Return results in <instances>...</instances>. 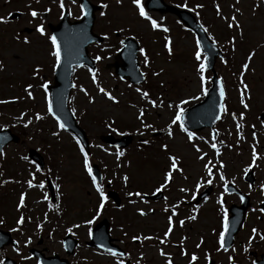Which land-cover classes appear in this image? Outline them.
Listing matches in <instances>:
<instances>
[{"label":"rangeland","instance_id":"374dc122","mask_svg":"<svg viewBox=\"0 0 264 264\" xmlns=\"http://www.w3.org/2000/svg\"><path fill=\"white\" fill-rule=\"evenodd\" d=\"M6 1L0 0L2 8L0 18L7 21L0 23V101H8V103H0V130L10 129L12 133L20 136L21 142L6 146L3 149L4 156L0 157V219L5 215L7 220L14 225L16 218L23 215L25 221L22 225L23 236L18 237L19 254L17 251L7 249L0 255V260H2L1 256L2 258L9 256L19 264H37V261L33 259H24L30 256L31 249L47 250V256L56 254L60 257H67L63 250L62 240L69 228L80 241L88 240L91 225H86L85 221L95 216L99 194L92 184L91 177L83 168V156L75 144L76 139L65 130L59 129L56 121L47 115L45 92L40 85L47 83L49 87L54 83V58L49 54L51 44L47 39L49 35L46 24L55 23V21L52 17L41 16L34 20L25 14L20 16L19 20L10 22L9 16L18 10L16 3L18 0H11L14 2L7 3V5ZM103 1H106L109 7L103 10L106 12L104 17L98 14L95 31L101 36L108 35L109 39L106 40L107 46L100 49L102 51L95 50L91 57L93 59L97 55L102 57L97 62L99 67L96 71L97 83L118 102L112 103L100 94L97 86L92 83L89 70L81 68L75 71V89L72 92L69 106L72 112L73 109L75 110L74 115L79 125L87 133L92 150V162L103 171L101 186L104 193H106L107 185H110V189L122 198L120 211L116 210L113 202L108 200L105 204L107 210L99 221L103 218L110 219L112 236L129 243V246L125 247L129 249L133 236L151 235L157 230L164 231L165 219L162 218V211L158 209H169L173 205H181L184 200H189L191 193L196 190L197 182L205 183L207 176L203 165L209 161H212V166H216V171L220 163L225 164L223 169L225 176L227 177L228 172V175L233 177L230 181L241 186L239 179L241 169L252 164V152L255 149L257 158L260 159L258 162L256 160L255 164L260 166L261 173L264 174V167L261 165L264 163L262 162V158L264 159V134L262 135L264 123H259V117L264 113V6L258 0H239V3L237 0H183L188 8H195L192 13L198 18L200 24L208 29L209 36L224 49L226 55L228 53V57L223 61L230 62V66H234L230 68L226 63L218 61L216 70L224 81L228 102L231 103L232 108L236 106L237 114L243 113L245 119L242 121L237 114L229 113L225 116L226 120L221 123L222 127L218 128V131L220 139L230 144L232 148L223 147L221 156L217 157L207 142L201 143V139L195 140L194 138L192 142H189L187 135L180 132L177 125L172 126L173 136L171 138L164 131L174 116L173 110L167 107L169 103L178 104L182 99L200 96L199 74L196 71L197 62L194 59L195 46L192 34L182 30L174 16L147 13L163 27L169 29L167 33L159 30L153 31L148 23L136 14L130 0H122L120 5L116 4V0ZM165 1L172 6V1L182 2V0ZM196 5H203V7L196 8ZM217 5L221 10L220 16L227 18L236 16L240 24L239 29L227 27L229 20L221 19L217 15ZM74 13H78L77 9H74ZM41 22L45 28V36H40L35 31L36 25ZM119 28H123L124 31H117ZM19 31L22 32V36H18ZM128 37L134 38L139 45L141 44L140 47L145 49L149 59V64L145 67L144 57L139 56L140 67L147 76V82L141 86L130 85L105 69V65L114 60L113 57L119 50L120 40ZM165 38L172 42L171 55L164 47ZM25 39L30 43H23ZM230 40H234V50L233 45L229 43ZM252 52L254 55L249 69L241 77V66ZM36 68L40 69L38 73H34ZM153 73H158V75H153ZM241 79L249 86L246 92V104L249 105V111L241 107L238 101V87L241 86ZM29 85L32 87L28 91L32 93L34 99H29L25 92ZM81 87L88 92V96L79 90ZM137 88L149 92L150 98L157 104L163 100L164 106L151 107L141 99L140 93L136 91ZM48 96L51 99L49 91ZM89 97H92L94 103L88 102ZM201 99L190 100V103L183 106L184 108L190 107ZM141 110L145 113L142 117L144 122L156 128V132L143 128L140 120L137 119ZM37 113L44 118L36 121L34 116ZM21 114H24L23 119H18ZM232 115L238 119V122H235ZM29 119L32 123L25 128L24 122ZM237 124L243 126L242 134L238 133ZM112 128L120 131L113 132ZM54 132L57 135H53ZM121 133L132 135L135 141L128 149L121 150L123 155L117 159L116 150L104 145L101 137L104 135L118 137L123 135ZM156 133H159L158 137H155ZM199 135L209 141L211 132L205 129ZM238 135L242 139H238ZM141 140L148 141V143L142 146L139 143ZM238 144L242 147L239 148ZM162 145H167V150ZM196 147L200 149L199 153L196 152ZM28 151H37L44 157L46 170L48 169L44 175L36 171L37 168L28 158L26 160L22 158L27 157ZM201 154H209V156L203 160L198 159ZM169 155L178 160V167L182 172H176L172 183L163 189L165 190L164 198L154 202L144 201L143 198L136 196L129 197L128 192L149 195L156 187L164 183V174L170 164ZM236 160H238V165H235ZM124 176L128 177L126 183L122 179ZM46 177H49L55 186L57 197L55 204L52 203L49 194L47 201L44 198L48 193L47 190L44 193L40 189L32 190L28 187L29 180L32 183L43 182L46 185ZM12 178L19 181L20 185H13L15 179ZM258 179L259 184L264 182V176L260 175ZM215 182L220 185L217 176ZM23 183L26 185L23 186ZM1 186H6V188L2 189ZM180 188L186 190L189 188V194L184 193L183 195ZM246 188L245 186V190ZM22 193L25 194L24 207L18 209L17 205ZM217 199L218 193H214L207 204H201L200 209L207 210L202 213L198 221V236L191 238V244H196L200 239L206 247L209 238L215 240L211 236V231L216 226L219 228V215H210L209 212L214 210L215 214V209H221L217 204ZM226 199L236 201L235 197L230 199L226 197ZM262 199L261 191L257 188L256 196L253 198L255 209H257L256 204ZM130 200L133 202L129 203ZM151 209H156V211L150 214ZM138 210L146 211V216H140ZM258 215L255 210H252L246 228L239 235L237 248L241 249L247 245L253 228L264 233V217L260 219ZM37 225L40 227L38 228ZM74 225H80V227H74ZM39 229L42 232L39 233L37 231ZM125 232L128 235H125ZM29 238L31 243L25 247V241ZM41 240L43 243L39 246ZM253 243V250L264 253V242L255 239ZM77 249L76 255L69 258L72 264H117L109 258L96 256L85 243ZM219 252L217 264H229L228 257H234V255H227L223 250ZM148 256L158 257L155 252ZM199 260L200 264H207L203 255ZM232 264H252V260L249 257L248 259L237 257L233 259Z\"/></svg>","mask_w":264,"mask_h":264},{"label":"snow or ice","instance_id":"6c2138e0","mask_svg":"<svg viewBox=\"0 0 264 264\" xmlns=\"http://www.w3.org/2000/svg\"><path fill=\"white\" fill-rule=\"evenodd\" d=\"M37 2H39V0H37ZM70 2L72 4H75L76 0H70ZM121 3H122V0H116V4L117 5H120ZM130 3L134 6L136 14L143 21H146L153 31L159 30V31H163L165 33H167L169 31L168 28L163 27V25L161 23H159L155 19H152L147 14V12L145 11V7L142 4V0H130ZM237 3H239V0H237ZM261 4H264V0H261ZM179 6L187 8V11H189V12H194L195 11V8H188L187 4L179 5ZM58 7L60 9L61 18H63L64 14L66 12H67V15H71V10L65 8L64 0H59ZM98 7L100 9H102L99 12V15L101 17H104L106 15V12L103 11V10L107 9L109 7V5L106 4V3H100L98 5ZM195 7L196 8H201V7H203V5H196ZM49 11H51V9H45L44 10L45 13H47ZM79 11H80L81 16H87L88 15V11L86 9V6L83 5V4L80 5ZM237 11H238V9H237ZM216 13H217L218 16H220L221 10H220L218 5L216 6ZM28 15H30L34 20L41 16V14L38 13L36 10H30ZM220 18L229 20V22L227 23V27L229 29H232V28L239 29L240 28V24L238 23L237 18H236L235 15H233L230 18L223 17V16H220ZM6 22L7 21L4 18H0V23H6ZM200 27H201V30L203 32H207L208 31V29L205 28L203 25H201ZM35 31L40 36H45V34H46L45 33V28H44V25H43L42 22L36 25ZM117 31L123 32L124 29L123 28H119ZM47 39L50 41V44H51V51H50L49 54L54 58L53 70L56 71L57 69H59V67L61 65V48H60V44L58 43L57 37L54 36V35L53 36H48ZM103 39L104 40H108L109 36L108 35H104ZM165 39H166V42H165L164 47L167 50L168 54L171 55L172 54V47H171L172 42L168 38H165ZM208 39L212 41V46L215 47L216 41L211 36H209ZM23 43L28 44V43H30V41L25 39L23 41ZM229 43L233 45V50H234V40H230ZM120 44L124 45L125 41L124 40H120ZM139 52H140V55L144 57V64H145V67H147L148 64H149V59H148V56H147V54L145 52V49L144 48H140ZM253 55H254V53H250L248 55V57L246 58V61L242 64L241 73H240L241 77H243L245 72L249 69V63L252 60V56ZM101 59H102V57L99 56V55H97L95 57V61L96 62H99ZM194 59L197 62L196 71L199 74L200 96H192V97H190V99H182L178 104L169 103L167 105V107L169 109H172L173 112H174V116L171 118L170 124H168L166 129H164V131H166V133L169 136V138H171L173 136V132H172V126L173 125H177L180 128L181 131H186L185 124H184V111L185 110H184V108L182 106L190 103V100H199V99H201L202 96H207L208 95V89L205 87V84L207 83L206 76H205V72H206V69H207L206 61H207L208 58H207V56L203 55V51H202V46H201L200 40H197L196 44H195ZM222 62L226 63V61H222ZM39 71H40L39 68L34 69V73H38ZM89 72L91 73L92 83L97 86L98 92L100 94H102L104 97H106L107 100L111 101L112 103H117L118 101L115 99L114 96H112L103 87L99 86V84L97 83V79H96V73L92 69H89ZM141 75H143V73H141ZM153 75H158V73H153ZM215 83H216L217 87L219 88V97H220L221 101H223L224 97H225V91H224L222 80L215 81ZM240 85H241V88L243 89V91L241 92V101L240 102H241V104L244 105L245 109H247L248 105L244 102V93H246L248 91V88H247V85L244 83L243 79L240 80ZM31 87L32 86L29 85L28 88L25 89V92L27 93L29 99H34L32 93L30 91H28V89L31 88ZM40 87L43 88V90L45 92V101H46L47 115L51 116L56 121V125L58 126L59 129L66 130V124L64 122H62L61 118L57 114H55L54 111H53V103H52V100L48 96V84L47 83L41 84ZM79 90L81 92H83L85 96H88V92L83 87H81ZM136 91L138 93H140L141 99L145 100L147 102V104L150 105L151 107L156 108L158 106L159 107H163L164 106V101L163 100H160L159 104H157V102L155 100L151 99L150 95H149V92L141 91L139 88H137ZM88 102L89 103H94V100L92 99V97H89ZM0 103H8V101H0ZM218 107H219L221 112H226V108H225V104L224 103H220L218 105ZM74 113H75V110L73 109V114ZM144 114H145L144 111L141 110L139 112V115L137 116V119L140 120V123L143 126V128L151 129L152 132H156L157 131L156 128H154L151 124H147V123L144 122V120L142 119ZM23 115L24 114H21V117H19L18 119H23ZM43 118L44 117L41 116L39 113L35 114V116H34V119L36 121H40ZM243 118H244L243 113H241L240 119L242 120ZM220 119H221L220 115H216L215 116V120H220ZM233 119H235V116H233ZM31 123H32V120L29 119L28 121L24 122L23 126L25 128H27L29 126V124H31ZM240 127H241V125L237 124V129H240ZM111 130L113 132L116 131L115 128H112ZM121 134H123V133H121ZM140 134L143 135V133H140ZM53 135H57V133L54 132ZM255 138H256L255 137V133L253 132V139L255 140ZM187 139H188L189 142L193 141V133L191 131H187ZM238 139H242V137H240L238 135ZM79 143L80 142L77 141V144H79ZM143 143L147 144L148 141H144ZM162 147L165 150H167V145H162ZM211 147L215 151L216 155L219 156L220 153H219V150L217 149L216 143H212ZM79 150H80V153L83 156V168L87 172L88 176L91 177L92 184H93V186H95V190L99 194V203H98V206L96 208L95 216L93 217V219H89V220L85 221L86 225H91V224L94 223L95 219L100 215V213L104 209L107 197H106L104 191L101 189V187L99 185H97L96 177L93 175L92 168H91L90 163H89L88 153L85 152L84 148H82V147ZM195 150L198 153L200 152V149L198 147H196ZM122 155H123V153L117 152L116 153L117 159H119V157L122 156ZM3 156H4V152L2 150H0V157H3ZM22 158L25 159V160L27 159V157H22ZM198 159H201V160L205 159V155L201 154L200 156H198ZM256 159H257V154L255 152V149H253V152H252V164H250L247 168L244 169L245 174H247V172L250 170V168L255 164ZM168 160H169L170 164H169V169L164 174V183H162L158 188L155 189V192L153 193V195H155L156 193L161 192L164 188H166L169 185V183L172 181V178H173V172H182V170L178 167V160L175 157L169 155L168 156ZM203 168H204V171H205V175L207 176V179H206L205 183L208 184V185H211L212 182H213L212 181V177L214 175L213 167H212V161H209L208 163L204 164ZM223 168H224V164L220 163L218 165V170H222ZM36 171L39 172L40 169L37 168ZM30 175H31V173H30ZM122 179L126 183L127 180H128V177L124 176V177H122ZM185 179H186V177H185ZM219 179L221 181H225V177H224L222 171L220 173ZM27 183H28V187L29 188L37 187V186L39 188H41V189L44 188V183L43 182L39 183V185H34L32 183V181L29 180ZM109 183H111V181H109ZM225 183H227V182L225 181ZM201 186H202L201 183L197 182L195 187H196L197 190H199V188ZM249 188H251V185H249ZM180 191L181 192H186L187 190L185 188H180ZM260 191H261V194L264 195V185H261ZM127 195L129 197L136 196V197H140L141 199L143 198V194L140 193V192H135V193L128 192ZM44 198L47 199V195H45ZM194 198H195V194H193V199ZM222 199L223 198L221 197V199L218 200V203L221 204V208L223 209ZM240 199H241V202H243L244 197L241 196ZM24 200H25V196L22 193L20 198H19V203L17 205L18 209L24 207ZM132 202L133 201H131V200L129 201V203H132ZM261 203H264V201H262ZM178 206L179 205H173V209L174 210L172 212V215L168 217V228L164 232L163 238L159 240L160 244H166L168 242V238H169L170 234L173 231V217L176 215L175 209ZM138 211H139V215L140 216H145L146 215V213L143 210H138ZM165 211H167V209H165ZM258 211H260L261 214L264 215V208H260V209H258ZM195 218H196L195 216H192L189 219H193L194 220ZM16 223H17V225H23L24 224L23 215H21L19 217V219H17ZM179 223H180L181 227L184 225V221L183 220H181ZM37 227L39 228L40 225H37ZM74 227H80V225H74ZM228 228H229L228 214H227L226 211H224L223 220H222V230L219 232V237H218V241H217V243L219 245V247L217 248V251H220V250H223L225 252L228 251V248H226L225 245H224L225 234L227 233ZM18 230H19L18 228L17 229H13V231H18ZM68 231L71 232L72 231L71 228H69ZM251 233H252V235L249 237V240H248L249 244H251L253 239L258 235V231H257L256 228H253L251 230ZM91 236H92V232H91V229L89 228V237H91ZM132 239H133V241H143V240H151V239H153V237H151V236H143V237H141V236H133ZM259 239L260 240H264V234H260L259 235ZM29 243H31V239L30 238L25 241V245L24 246L27 247V245ZM201 243H203V241H201ZM196 247L199 248L200 244H197ZM16 250H17V252L19 254V249L17 248ZM107 251L110 253V255H112L114 257H119V256L122 255V253L114 251L112 249H107ZM232 251H235V249H232ZM244 251L247 252L248 249L245 247ZM181 254L185 255L186 253L182 250ZM160 255L164 256L165 253L163 251H160ZM24 259H29V257H24ZM197 259H198L197 256L195 254H193L190 257L189 264H195V261ZM206 259H207V254H206ZM228 260H229V264H232L233 258L231 256L228 257ZM0 264H3L2 260H0ZM117 264H124V262L121 260V261H118ZM167 264H171V260L170 259L167 261Z\"/></svg>","mask_w":264,"mask_h":264},{"label":"water","instance_id":"95a60500","mask_svg":"<svg viewBox=\"0 0 264 264\" xmlns=\"http://www.w3.org/2000/svg\"><path fill=\"white\" fill-rule=\"evenodd\" d=\"M193 24L194 22L192 21L191 25ZM59 29L61 31V28ZM79 31L80 28L78 26L77 28H74L72 41H67L62 36L57 37L58 43L60 44L61 48L62 62L58 69L55 86L51 87V91L54 113L61 118L62 122H64L70 130L78 134L82 141L86 143L85 133L77 127L75 119L68 110V97L70 94V90L73 87V84L71 82L72 66L75 64H83L82 62L85 61L86 55L87 43L83 42L82 37L79 35ZM130 42L132 41L128 42L127 49L124 52L120 53L118 56V59L122 63L115 64L117 75L123 78H126V76L128 75H136L138 72V64H136L135 60L136 58L131 56L132 53L138 50V47L136 48V44L132 42L135 46V49L131 50ZM74 56L76 57V61L73 59ZM215 94L216 96H218V98L213 96ZM220 103H222V101L219 97V88L217 87L216 90L214 89L210 92L209 97L206 99L205 103L192 109L188 114H186V125L188 126V128H193V125H191V120H188L189 116L192 117V115L196 113L195 111H200V109L202 110L200 112L202 113L200 115L202 116V121L200 122V125L198 127L194 126V128H204L207 125H213L217 121L215 120V116L221 114V111L218 107ZM205 106H207V108ZM0 136H6V138L1 141L3 145L11 141H19V139L16 136L12 135L8 130L0 132ZM105 233L107 235L106 231ZM259 264H264V260Z\"/></svg>","mask_w":264,"mask_h":264},{"label":"flooded vegetation","instance_id":"af4514ba","mask_svg":"<svg viewBox=\"0 0 264 264\" xmlns=\"http://www.w3.org/2000/svg\"><path fill=\"white\" fill-rule=\"evenodd\" d=\"M35 3L38 4L37 8L40 7L42 10L51 9V11L47 12L48 18L52 17L55 23H58L59 17L61 16L60 9L58 7L59 0H41V4H43L42 6L41 5L39 6V2H37V0H20L17 5H20L21 9L26 11L27 5H29L30 7H34ZM64 3H65V8L69 9V4L71 3L68 0H65ZM69 16L71 19V15ZM262 117L264 118V115ZM253 170L256 171L255 168ZM162 218L165 219L164 215L162 216ZM184 219H185L184 214H181L176 219H173L175 223V228L168 238L169 242L166 244H160L159 243L160 239L157 240L156 243H154L153 241L155 239L153 238L151 240H144V243H142L143 241H133L129 249H126L125 247L129 246V243H125L124 240L122 239L114 238L113 247L118 248L119 252L122 253L120 257H123L125 262H127V264H135L131 258L135 259L138 253L145 254V257H141L142 259H145L142 260L145 262V264L161 263L162 262L161 258H159L161 256L160 251L165 252L163 262L170 259L172 260L171 262L172 264H189L190 257L193 254H195L198 258L195 264H198L199 258L202 257V255L203 257H206V254L208 252L215 251V246L211 242H208L206 244V247H204L205 245H202L199 242H197L196 244L195 243L191 244V238L193 239V237L198 236V230H199L198 223H195L193 219H189L188 221ZM181 220H184V225L182 227L180 226L179 223ZM165 223L167 226L168 222L165 221ZM154 234L155 235L159 234L161 236L158 237L163 238L164 231L161 232L160 230H157ZM148 235L152 236L150 234ZM197 244H200L199 248L196 247ZM182 250L186 253L185 255L181 254ZM154 252L158 257L148 256ZM252 252L254 251H251L249 254L251 255ZM257 254L258 253L254 252L253 256H257Z\"/></svg>","mask_w":264,"mask_h":264}]
</instances>
